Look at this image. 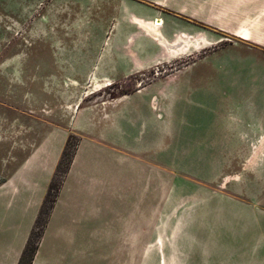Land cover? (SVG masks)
<instances>
[{
    "label": "crops",
    "instance_id": "crops-1",
    "mask_svg": "<svg viewBox=\"0 0 264 264\" xmlns=\"http://www.w3.org/2000/svg\"><path fill=\"white\" fill-rule=\"evenodd\" d=\"M120 2L126 19L141 26L161 19L163 39L109 34L98 47L93 86L118 61L143 70L184 55L179 48L194 59L165 79L190 71L199 53L224 41L264 59V0ZM158 79L77 106L0 182V264H19L71 133L79 144L31 264H149V253L153 264H264V93L262 102L259 89L225 93L232 102L222 114L207 101L188 103L205 113L188 119L182 87ZM189 83L195 92L194 78ZM234 163L251 175L213 179ZM180 171L194 174L180 179ZM197 171L210 182L194 178Z\"/></svg>",
    "mask_w": 264,
    "mask_h": 264
},
{
    "label": "rangeland",
    "instance_id": "rangeland-1",
    "mask_svg": "<svg viewBox=\"0 0 264 264\" xmlns=\"http://www.w3.org/2000/svg\"><path fill=\"white\" fill-rule=\"evenodd\" d=\"M122 7L120 0H0V182L52 126L66 124L77 106L117 98L140 83L161 78L155 81L156 85L182 87L184 107L187 111L191 109L188 119L205 114L190 108L188 103L198 106L207 101L222 114L232 102L225 94L228 92L238 98L240 94L251 95L259 89L262 102V53L248 45L227 41L212 44L205 53H199L200 59L190 71L181 70L172 79L164 77L194 59L185 48L177 50L184 55L163 58L154 66L138 71L126 69L128 64L118 61L113 74L101 76L93 86L91 73L97 63L98 47L102 49L109 34L120 38L134 33L152 34L144 26L146 22L142 27L137 19L127 20ZM159 21L158 28L164 24ZM176 45L181 43L173 46ZM105 60H111L108 53ZM211 68L222 72L210 75ZM193 78L197 89L189 93V81ZM108 83L112 84L104 86ZM217 116L211 112L212 120ZM234 164L229 171L213 173V179L220 178L221 174L226 180L237 179V173L240 177L251 175L249 171L239 172L240 163ZM193 174L180 171L178 177ZM194 178L210 182L204 178L203 171H197ZM37 241L34 237L31 250ZM154 255L149 253V264L154 263Z\"/></svg>",
    "mask_w": 264,
    "mask_h": 264
},
{
    "label": "trees",
    "instance_id": "trees-1",
    "mask_svg": "<svg viewBox=\"0 0 264 264\" xmlns=\"http://www.w3.org/2000/svg\"><path fill=\"white\" fill-rule=\"evenodd\" d=\"M78 144H79V137L76 134L71 133L63 149L61 158L57 165V169L49 185L48 193L41 207L39 215L36 219L35 226L31 232L28 243L22 253L19 264L32 263L33 257L35 255L39 242L42 238L44 229L48 222L49 216L51 214V210L55 205L58 194L63 185L65 176L71 167ZM34 237H37L38 241L36 247L33 250H31V244Z\"/></svg>",
    "mask_w": 264,
    "mask_h": 264
},
{
    "label": "bare ground",
    "instance_id": "bare-ground-1",
    "mask_svg": "<svg viewBox=\"0 0 264 264\" xmlns=\"http://www.w3.org/2000/svg\"><path fill=\"white\" fill-rule=\"evenodd\" d=\"M160 24H161L160 21H158V22L154 21V23H152V22H148L147 23L146 22L144 24V26L147 27L148 29H150L153 35H157L159 37H162L161 34L159 33V30H158V27H157Z\"/></svg>",
    "mask_w": 264,
    "mask_h": 264
}]
</instances>
